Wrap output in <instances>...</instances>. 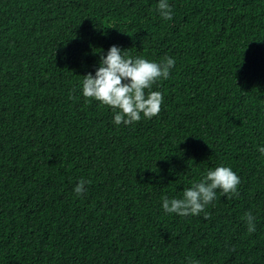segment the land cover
I'll return each instance as SVG.
<instances>
[{"label": "trees", "instance_id": "1", "mask_svg": "<svg viewBox=\"0 0 264 264\" xmlns=\"http://www.w3.org/2000/svg\"><path fill=\"white\" fill-rule=\"evenodd\" d=\"M158 3L0 0V264H264V0ZM113 45L175 60L152 119L82 96ZM218 166L238 197L163 211Z\"/></svg>", "mask_w": 264, "mask_h": 264}, {"label": "clouds", "instance_id": "2", "mask_svg": "<svg viewBox=\"0 0 264 264\" xmlns=\"http://www.w3.org/2000/svg\"><path fill=\"white\" fill-rule=\"evenodd\" d=\"M158 14L165 20H171L172 8L168 0H159L156 6ZM175 60L164 57L153 62L140 56L128 55L118 46H111L106 54L99 50V64L95 74L82 76V96L95 100L101 106L110 107L113 112V123L130 126L143 119H152L161 111L163 95L153 91V85L169 78ZM264 156V146L257 149ZM91 181L80 179L73 189L77 197L86 194L85 185ZM239 176L227 166L209 168L198 181L191 182L190 187L183 189L179 198L161 197V207L167 214L179 217L199 216L209 219L206 207L217 199V194L229 199L239 196ZM246 222L247 231H256V217L251 211L241 217ZM188 264H198L188 258Z\"/></svg>", "mask_w": 264, "mask_h": 264}]
</instances>
